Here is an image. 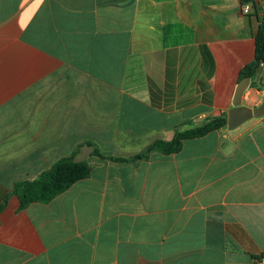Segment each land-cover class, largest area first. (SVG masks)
Instances as JSON below:
<instances>
[{
  "label": "crops",
  "instance_id": "1",
  "mask_svg": "<svg viewBox=\"0 0 264 264\" xmlns=\"http://www.w3.org/2000/svg\"><path fill=\"white\" fill-rule=\"evenodd\" d=\"M262 14L264 0H0V264H264V117L108 159L227 115ZM255 81L252 109L264 64ZM70 157L90 176L20 210L14 185Z\"/></svg>",
  "mask_w": 264,
  "mask_h": 264
},
{
  "label": "trees",
  "instance_id": "2",
  "mask_svg": "<svg viewBox=\"0 0 264 264\" xmlns=\"http://www.w3.org/2000/svg\"><path fill=\"white\" fill-rule=\"evenodd\" d=\"M254 41V59L241 69L238 81L245 77H249L251 79L250 87L260 90V87L255 81V77L258 68L264 64V14L259 18L258 30ZM226 120L227 115H223L208 121L200 127L176 133L170 141H157L149 146L145 153L131 159L112 157L108 159L114 162L128 163L146 158L147 155L153 151L160 152L164 155L173 154L180 150L183 141L200 138L210 132L225 127ZM94 153L100 158L105 159L99 152L94 151ZM90 172L91 169L86 163L74 162L71 157L63 158L53 164L48 171L43 172L36 180L16 183L12 194L18 198L20 210L25 209L32 203L47 204L68 190L76 182L88 178ZM7 200L8 196L0 205V212L6 206Z\"/></svg>",
  "mask_w": 264,
  "mask_h": 264
},
{
  "label": "water",
  "instance_id": "3",
  "mask_svg": "<svg viewBox=\"0 0 264 264\" xmlns=\"http://www.w3.org/2000/svg\"><path fill=\"white\" fill-rule=\"evenodd\" d=\"M250 81L249 77H245L236 84L232 97V108L228 111L226 120V127L229 131L237 129L251 119L264 117V103L254 109L242 105V96L249 88Z\"/></svg>",
  "mask_w": 264,
  "mask_h": 264
},
{
  "label": "built area",
  "instance_id": "4",
  "mask_svg": "<svg viewBox=\"0 0 264 264\" xmlns=\"http://www.w3.org/2000/svg\"><path fill=\"white\" fill-rule=\"evenodd\" d=\"M248 4H252L255 7H259L260 0H240V11L242 13L246 11Z\"/></svg>",
  "mask_w": 264,
  "mask_h": 264
}]
</instances>
